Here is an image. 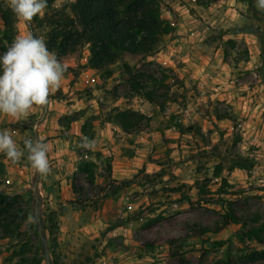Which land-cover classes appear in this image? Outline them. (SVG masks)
<instances>
[{
  "label": "rangeland",
  "instance_id": "374dc122",
  "mask_svg": "<svg viewBox=\"0 0 264 264\" xmlns=\"http://www.w3.org/2000/svg\"><path fill=\"white\" fill-rule=\"evenodd\" d=\"M73 2L47 0L45 13ZM157 4L169 30L152 51L94 70L83 45L58 57L67 71L46 107L0 115L19 147L43 138L52 169L42 177L26 156L0 154L12 197L0 264H264V11L255 0ZM43 17L18 21L0 0V45L29 31L46 41ZM116 112L138 115L132 129ZM226 211L237 224H223Z\"/></svg>",
  "mask_w": 264,
  "mask_h": 264
},
{
  "label": "trees",
  "instance_id": "16d2710c",
  "mask_svg": "<svg viewBox=\"0 0 264 264\" xmlns=\"http://www.w3.org/2000/svg\"><path fill=\"white\" fill-rule=\"evenodd\" d=\"M69 10V14L59 17L45 13L39 20L46 21L50 28L46 39L47 46L61 58L74 53L83 45H88V66L94 70H104L124 55L152 51L158 38L169 30L160 19L157 0H74ZM1 20L5 29L2 35L6 38L11 22L4 12L1 13ZM6 41V44L0 45V54L11 44L9 39ZM133 88H137L134 83ZM137 119L138 115L134 112H116L113 120L124 132H128ZM84 165L81 170L87 172L91 164ZM88 177L92 181V174L88 173ZM122 184L124 183L120 185ZM11 198L0 191V217L8 213ZM36 206L37 213L38 205ZM222 219L224 225L238 223L232 211H226ZM39 221L35 214V224H39ZM260 257V253L254 252L248 258L255 261ZM223 264L238 263L229 258Z\"/></svg>",
  "mask_w": 264,
  "mask_h": 264
},
{
  "label": "clouds",
  "instance_id": "9594fccd",
  "mask_svg": "<svg viewBox=\"0 0 264 264\" xmlns=\"http://www.w3.org/2000/svg\"><path fill=\"white\" fill-rule=\"evenodd\" d=\"M18 21L31 23L37 16L43 17L47 0H4ZM258 10L264 11V0H255ZM67 71L50 51L45 39L31 31L18 33L7 50L0 54V115L19 122L35 107H46L50 96L58 91ZM24 147L18 146L7 129L0 131V154L13 163L26 156L31 168L42 177H47L52 169L48 157L49 145L42 137L26 138ZM96 141L83 136L79 147L94 150Z\"/></svg>",
  "mask_w": 264,
  "mask_h": 264
},
{
  "label": "crops",
  "instance_id": "0c3cea01",
  "mask_svg": "<svg viewBox=\"0 0 264 264\" xmlns=\"http://www.w3.org/2000/svg\"><path fill=\"white\" fill-rule=\"evenodd\" d=\"M9 183V182H8Z\"/></svg>",
  "mask_w": 264,
  "mask_h": 264
}]
</instances>
